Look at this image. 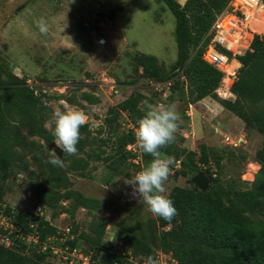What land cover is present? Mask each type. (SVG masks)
Segmentation results:
<instances>
[{"label":"rangeland","instance_id":"374dc122","mask_svg":"<svg viewBox=\"0 0 264 264\" xmlns=\"http://www.w3.org/2000/svg\"><path fill=\"white\" fill-rule=\"evenodd\" d=\"M40 19L48 26L46 34H41L36 26ZM174 28V16L161 0H0V59L6 61L15 75L25 78L34 91L41 109L39 124L52 134L51 121L57 109L75 108L87 116L75 156L62 153L54 138L48 143L43 137L30 134L29 125L20 123V134L26 144L15 147L18 160L6 166L1 180L2 205L15 213L30 211L40 202L41 191L47 196L58 193L61 197L54 202V208L65 212V220L71 224L73 198L63 196L65 188L61 186L49 191L46 180L50 172V163L46 161L55 149L65 165L55 167L68 178V190L100 202L95 210L88 212L78 207L73 215L77 234L74 244L92 251L94 264H107L109 250L134 255L135 244L149 247L150 256L155 259L160 253L165 254L173 264H192L190 257L195 252L208 257L227 253L216 247V241L201 240L194 245V238H187L181 248L162 247L158 238L170 226H158L157 216L149 213L142 201L133 198L130 186L124 183L125 177L142 170L152 160L143 159L136 145V154L125 147L129 154L122 158L125 151L117 143L119 136L134 132L137 126L135 114L117 108L121 100L135 92L146 97L137 106L143 113L145 100L174 106L179 114L176 141L167 149L185 147L196 153L189 161L190 166H196L193 171L183 164L186 157L174 158L163 152L174 158L165 195L174 186L197 192L191 179L197 174L195 171L201 170L210 179L204 191L206 195L201 199L202 212L198 217L201 224L212 209L215 215H223L224 211L241 213L248 223L264 225V210L240 207L243 199L251 198L259 199L264 209V137L254 127L243 126L241 121L221 123L217 119L223 120L225 116L216 117L213 111L210 115L203 106L233 101L235 97L220 98L212 91L200 99L204 100L201 104L191 102L194 94L188 95L189 79L181 68H173L177 58ZM145 56L153 61L143 60ZM175 81L179 88L173 92L170 87ZM196 110H201L202 135L191 132L190 117L195 118ZM224 133L236 142L225 144ZM202 143L215 153L208 152L206 159L199 160ZM98 218H105L107 225L100 250L95 253V243L82 238L81 233L93 236L88 225ZM185 225L191 230V218L185 219ZM115 232L116 242L112 245L107 240ZM132 238L136 239L135 244ZM138 238H142L141 243ZM22 249L23 254L35 258V252ZM145 255L134 256L142 261L149 257Z\"/></svg>","mask_w":264,"mask_h":264},{"label":"trees","instance_id":"16d2710c","mask_svg":"<svg viewBox=\"0 0 264 264\" xmlns=\"http://www.w3.org/2000/svg\"><path fill=\"white\" fill-rule=\"evenodd\" d=\"M167 9L173 14L175 20L174 36L176 41L177 58L173 65L174 69L181 68L185 77L189 79L188 95L194 94L191 102L198 101L218 86L221 79V72L206 63L201 58L203 36L208 31L217 13L226 5L228 0H186L180 4L177 0H161ZM194 51V52H193ZM241 66L238 70L237 79L232 84V91L235 94V100L223 101V107L237 117H239L246 126L254 127L264 137V36H254L251 44V50L238 57ZM153 61L152 57L145 56L143 60ZM154 74V73H153ZM4 76V77H3ZM174 76V75H172ZM171 76V77H172ZM4 86V87H3ZM179 88L177 81L173 82L170 89L174 92ZM0 208L2 207V179L6 173V166H12L18 160V153L15 147L26 144V140L20 134V123L29 125V133L43 137L46 142L51 143L53 135L39 124L38 118L41 112L38 106L34 91L28 86L25 78L18 77L9 68L4 59H0ZM146 98L143 93L135 92L124 98L117 104L118 110L135 114V121L143 116L137 106L140 100ZM255 107L249 110V107ZM248 107V108H247ZM86 129V125L81 127V131ZM117 143L124 151L128 144L135 143L133 131H129L117 138ZM213 150V151H212ZM162 152L172 154L174 158L184 156L190 170H195L194 165H189V161L196 154L194 151L185 147L177 150L162 149ZM215 153L211 147H206L204 143L200 144L199 160L206 159L207 153ZM123 153V152H122ZM125 153V154H124ZM123 155L129 154L125 151ZM143 159H152L150 155L143 154ZM211 157V156H210ZM52 164L49 165V175L46 179L49 184V191L53 187H64L67 197L73 198L74 204L69 213L71 226L75 232L73 220L74 211L78 207L87 209L88 212L99 207L100 202L95 198H88L79 193H73L68 190L69 180ZM116 170V167H115ZM201 170L195 171L196 173ZM194 172V173H195ZM56 195V197H54ZM47 196L43 191L38 195L37 202L49 207L53 215H58L61 210L54 208V202H58L61 197L56 193ZM206 194L204 191L189 190L179 186H174L167 195L174 203L178 214L171 220L165 221L157 217L158 226L169 225V229L161 231L159 243L164 248L172 249L173 246L182 247L187 238H194V245L198 241L211 240L218 242V249L221 248L227 253L219 257L212 254L211 257L204 256L196 252L190 257L192 264H264V225H253L248 223L246 217L241 213H232L224 211L223 215H215L211 210L205 214L204 221L198 220L202 212V200ZM240 206L243 210L262 211L259 199L246 198L241 201ZM6 213H11L10 208L5 207ZM17 218L21 215L17 214ZM191 218V230L186 229L185 219ZM230 224H227L229 223ZM201 224V226L199 224ZM107 220L98 218L88 225V229L94 235L81 233L85 240L95 243V253L100 250V243L105 233ZM54 228H45L52 232ZM77 238L73 243L76 242ZM127 238H125V241ZM132 243L136 241L132 238ZM139 243L142 238H138ZM130 242V241H129ZM174 242V244H173ZM135 244V243H133ZM216 248V249H217ZM21 250L5 248L0 245V264H49L46 259V253L37 254L35 258L23 254ZM230 251H234L230 253ZM33 252V251H31ZM151 255L149 247L142 248L140 245H134V255L139 253Z\"/></svg>","mask_w":264,"mask_h":264},{"label":"built area","instance_id":"2783aa9c","mask_svg":"<svg viewBox=\"0 0 264 264\" xmlns=\"http://www.w3.org/2000/svg\"><path fill=\"white\" fill-rule=\"evenodd\" d=\"M256 35L264 36V0H228L216 14L199 46H202V60L222 74L214 89L218 97H235L231 89L241 66L238 57L251 50ZM223 141L225 144L236 142L231 141L228 135L223 136ZM134 147L135 143L128 144L126 149L136 154L137 149ZM4 207L2 205L0 208L1 246L46 253V259L52 264L95 263L92 251H86L73 243L77 234L65 220V212L53 215L49 207L39 203L30 211L19 213H6ZM17 214L21 217L17 218ZM49 227L54 228L52 232L45 230ZM109 251L107 264H146L145 259L140 261L130 252L125 255L122 251ZM164 255L160 253L156 257L158 264H173V260Z\"/></svg>","mask_w":264,"mask_h":264},{"label":"clouds","instance_id":"9594fccd","mask_svg":"<svg viewBox=\"0 0 264 264\" xmlns=\"http://www.w3.org/2000/svg\"><path fill=\"white\" fill-rule=\"evenodd\" d=\"M41 34L48 32V26L43 19L36 22ZM145 112L138 119L134 131L135 145L143 154L150 155L152 160L142 170L125 177L124 183L131 188L133 198L142 201L146 210L165 221H171L177 214L173 201L165 195L166 181L174 164V158L166 156L161 150L176 141L177 120L179 114L174 106L163 103L144 102ZM87 123L83 111L75 108L57 109L51 121L54 144L62 153L75 156L78 153L77 144L80 139V129ZM47 163L63 168L64 161L52 149ZM107 241L116 242V232ZM146 264H158L153 256H149Z\"/></svg>","mask_w":264,"mask_h":264},{"label":"crops","instance_id":"0c3cea01","mask_svg":"<svg viewBox=\"0 0 264 264\" xmlns=\"http://www.w3.org/2000/svg\"><path fill=\"white\" fill-rule=\"evenodd\" d=\"M186 0H183V2L181 3V4H183L184 2H185ZM202 101H204V100H199V101H197L196 102V104H201L202 103ZM195 105V104H194ZM216 105L217 106H219L218 108H216ZM190 106H193L192 104L190 105ZM201 106V105H200ZM204 107H205V110H207V113L208 114H213L211 111H213L214 113H215V116L217 117L218 115L220 116V115H223V116H225V118L223 119V120H220V119H217V120H219L221 123H224V120H225V123L224 124H226V122L227 121H229V120H237V121H241V122H243L239 117H237L235 114H233L232 112H230L229 110H227V109H225L224 107H223V105L221 104V103H218V102H212V103H209L208 105L207 104H205V105H203ZM203 106H201V109L203 108ZM201 110H196V114H195V118L193 117V115H192V117H190V121H191V132L192 133H194V135L195 134H198V135H202L203 133H204V130H203V128L199 125V118H200V115H199V112H200ZM210 111V112H209ZM188 112V111H187ZM186 112V113H187ZM185 116H187V115H185ZM226 117H228V120H227V118ZM223 124V125H224ZM199 125V126H198ZM213 125V124H212ZM245 124H244V122H243V126H244ZM214 126V128H215V132H217V127L215 126V125H213ZM225 126V125H224ZM223 126V127H224ZM224 135H227V133L225 134L224 133ZM208 137V136H207ZM229 137H231V136H229ZM240 137H242L243 138V136H240ZM212 139L214 138L213 136L211 137ZM236 138H237V136H236ZM118 239V238H117ZM118 241V240H117Z\"/></svg>","mask_w":264,"mask_h":264},{"label":"water","instance_id":"95a60500","mask_svg":"<svg viewBox=\"0 0 264 264\" xmlns=\"http://www.w3.org/2000/svg\"><path fill=\"white\" fill-rule=\"evenodd\" d=\"M191 183L195 189L205 191L209 187L210 179L204 171H200L192 177Z\"/></svg>","mask_w":264,"mask_h":264}]
</instances>
